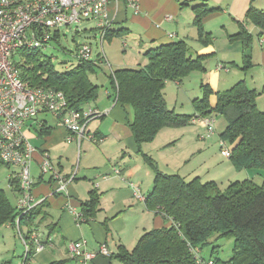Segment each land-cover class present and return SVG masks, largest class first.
Listing matches in <instances>:
<instances>
[{"label":"crops","instance_id":"crops-1","mask_svg":"<svg viewBox=\"0 0 264 264\" xmlns=\"http://www.w3.org/2000/svg\"><path fill=\"white\" fill-rule=\"evenodd\" d=\"M131 1L137 3V9L131 5ZM252 1L257 0H112L107 7L111 25L107 35L102 39V45L105 40L115 37H129L133 40L138 53L143 54V60L139 62L138 67L126 66L119 62L116 64V69L144 67L148 63L147 51L161 44L178 41L186 42L189 50L188 55L191 58L204 57L203 65L206 69L209 59L221 54L222 51L225 52V58L231 57L233 53L242 55L244 59L248 54H252L251 59L259 55V60L256 63L264 65V43H260V37L264 35V30L260 31L258 38V45L260 49L262 48V52L253 49L254 51L249 53L252 45L245 48L242 39L232 38L243 30L252 35L244 22V19L248 18L247 14ZM261 2L264 4V0ZM201 5H205L206 9H211L203 18V38L206 42L200 38L199 30L195 24L198 13L195 7ZM217 20L222 21L220 30L225 32V36L227 34L225 45L221 48L216 43L217 37L214 35L216 30L210 27L211 22ZM228 26L231 27V30L228 29ZM94 29L102 32L97 28V24L91 28V30ZM170 34H174V36L171 37ZM123 44L126 49L127 42L124 41ZM91 61L96 62L99 67L103 66L105 63L104 54L98 53L97 59ZM219 63H222L226 69L229 66L220 60L214 65V72L221 76L222 69H218ZM110 67L112 68V64ZM228 71H226L227 74L231 72ZM185 79L174 82L183 87L186 86ZM225 81L229 83V79L225 78ZM202 86H200L201 90ZM111 87L112 89L106 88L103 93H99L96 104L87 103L84 105L85 109L98 108L106 113L88 123L86 136L81 141H78L77 138L68 141V130L48 112H41L36 118L27 121L24 131L35 148L31 163V173L34 178L32 194L35 202L45 201L46 205L43 210L47 223L42 229L45 248L31 254L27 260L25 251L20 256L21 264H32L34 261H41V264H50L55 261H63V264H84L73 259L69 254L70 242L79 239H86L87 248L98 252L95 259L88 264H125L115 257L120 246L132 250L147 231L171 226L173 223L171 219H165L163 215L158 214L157 209L152 210L147 206L146 199L153 190L155 171L146 156L156 162L158 168L166 174H178L185 179L195 175L194 177H200L203 182L214 180L219 183L220 187H226L232 181L244 179H251L259 184L263 182V175L259 172L250 169L237 170L230 158L222 153L221 155L226 158L219 157L220 153L216 147L208 145L209 141L207 140L214 138L215 134L207 136L205 128L192 120L189 125L183 127L161 129L153 141L143 143L139 148L130 126L134 119V110L130 105H122L118 102L117 91L112 84ZM254 88L258 89L257 86ZM197 98L190 96L192 102ZM216 100V95H213L211 103L214 105ZM186 101L188 102V100ZM257 102L259 108L264 109V96L257 98ZM190 106L188 105V108ZM171 109L179 114H184L175 110V107ZM195 113L196 111L191 115ZM222 118L220 130L216 125L220 140L221 134L228 125L227 120ZM42 129H49V131L44 133ZM175 130L179 132L176 139L169 141L166 136H163L164 140L156 141L162 131L169 134L175 133ZM87 135H94L98 141L91 140ZM90 141L96 143L100 149L91 147ZM177 147L179 150L182 149L180 156H178L179 151L175 152L178 150ZM156 152L160 154L159 157ZM166 152L178 154L171 159ZM45 153H48L52 164L63 176H74L66 190L57 191V183L52 181L51 175L42 173L40 163ZM94 153L100 154L101 162L89 160V157ZM194 160H197L196 163L188 168ZM161 161L165 168H161ZM139 166L143 168L141 173H139ZM13 167L15 170L10 171L8 175L11 189L10 180L13 177H18L19 173V167ZM115 168L119 169V173L114 171ZM150 179H153L152 184L146 183V180ZM145 184L147 188L144 191L142 187ZM135 187L140 190L141 197L136 196ZM93 194H96L99 199L96 213L90 218L86 216L88 218L86 221L77 224L69 212L67 204L69 203L78 211L85 213L84 204L90 200ZM4 226L8 230L13 228L9 224ZM130 226L133 228L130 229ZM31 231L33 230L28 228L26 234L22 233L27 237ZM19 235L21 237V234ZM127 236L129 241L128 238L126 239ZM57 237L59 240L56 241ZM50 239L51 242L48 241ZM102 244L107 246L109 255L99 253ZM49 247L53 248L52 251L48 250ZM5 253L6 251L3 250L0 252V259L8 264L10 262L15 264L17 260L14 261V259L12 262L5 256L7 255ZM212 254L211 250V254L204 257L211 258Z\"/></svg>","mask_w":264,"mask_h":264},{"label":"trees","instance_id":"trees-1","mask_svg":"<svg viewBox=\"0 0 264 264\" xmlns=\"http://www.w3.org/2000/svg\"><path fill=\"white\" fill-rule=\"evenodd\" d=\"M195 9L198 11L195 24L200 38L205 41L203 18L211 9H206L205 5ZM247 16L264 30V10L251 7ZM232 38L242 39L245 48L253 43L252 35L246 30ZM21 51L24 53L23 61L16 62L14 56V62L26 86L62 90L69 106L75 109H83L84 105L98 99L99 85L91 78L98 72L96 62L80 59L75 67L60 72L51 58L40 50ZM188 51L184 41L165 43L147 51L148 63L144 67L111 68L110 83L117 91L118 102L130 105L134 110L130 126L138 147L153 141L165 127L189 125L196 115L222 116L228 125L221 139L230 145V159L234 166L237 170L259 172L263 175V182L236 180L222 190L214 180L203 182L198 176L186 180L178 174H166L145 155L155 171L153 190L146 199L147 206L157 209L158 214L173 223L169 227L147 231L132 250L120 246L115 257L125 264H201L199 259H214L220 264H264V111L257 104L260 92L250 88L245 80L223 91H214L203 85V98L193 100L194 115L175 112L167 105L166 83L181 81L193 70L204 68V57L192 59ZM245 62V68L253 65L250 54L246 55ZM213 95L217 97L214 105L211 103ZM42 130L44 133L49 131ZM4 164L0 157V167ZM10 184L19 196V178L13 177ZM98 204V196L93 194L84 204V214L88 218L93 216ZM45 205L42 201L21 216V232L23 224L30 227L39 216L44 218ZM19 214L17 205L14 206L6 191L0 189V228L6 224L18 227L16 220ZM222 238L234 240L228 260L213 256L219 245L212 248L211 258L201 255L203 246ZM30 245L32 247V243ZM31 247L26 260L34 253ZM63 263L55 261L50 264Z\"/></svg>","mask_w":264,"mask_h":264},{"label":"built area","instance_id":"built-area-1","mask_svg":"<svg viewBox=\"0 0 264 264\" xmlns=\"http://www.w3.org/2000/svg\"><path fill=\"white\" fill-rule=\"evenodd\" d=\"M112 0H0V157L10 166L19 167L18 177L21 192L17 199L18 229L26 246V257L32 243L34 253L45 248V242L35 231L25 236L20 230V218L35 205L32 189L34 178L31 173L32 154L34 147L25 134L24 127L28 120L36 118L41 112H48L59 120L69 132L68 141L75 138L81 141L86 136L88 123L103 116L106 112L98 108L75 109L69 106L65 93L53 87L26 86L20 76V69L14 62L15 53L19 50H40L47 48L57 40L62 27L72 29L74 24L84 20H95L97 28L102 30V39L110 28L107 7ZM136 9L137 3L131 1ZM174 36V34H170ZM264 43V35L260 37ZM92 48L85 43L78 48L76 56L85 61L91 60ZM222 63L218 69H223ZM200 123L207 135L216 131V118L213 115L192 118ZM93 141H98L94 135H87ZM221 153L230 158L231 150L227 142L220 140ZM43 174H50L52 181L57 183V191L66 190L72 177L63 176L52 164L48 153L43 155L40 163ZM119 173V169H114ZM107 177V175H106ZM135 194L141 197L140 190L135 187ZM69 212L77 224L87 220L86 215L76 207L67 204ZM31 240V241H30ZM51 242V239L48 240ZM69 254L73 259L88 264L98 255V252L87 248V240L79 239L69 244ZM99 253L109 255L105 244ZM201 264H220L214 259L202 260Z\"/></svg>","mask_w":264,"mask_h":264},{"label":"rangeland","instance_id":"rangeland-1","mask_svg":"<svg viewBox=\"0 0 264 264\" xmlns=\"http://www.w3.org/2000/svg\"><path fill=\"white\" fill-rule=\"evenodd\" d=\"M251 7H255L258 10H264V4L261 2V0L252 1ZM245 25L249 28L250 32L252 33V48L249 49V53L254 50H259L262 52V48L260 49L258 45V38L260 31L262 30L259 28L255 22L250 18L244 19ZM96 21L95 20H84L79 24H74L72 29L62 27L60 29V35L57 40H54L51 45L47 48H42L40 51L51 58L52 64L55 66L56 70L63 72L70 70L71 68L75 67L79 62L80 59L76 57V53L78 51V48L87 43L92 48V59L96 60L98 57V53L104 54L105 57V63L103 66H100L98 68L97 75L92 74L91 78L92 80L99 85V92L103 93L106 88L111 87L110 83V73H111V67L110 64H112V68L115 70L117 68L116 64H119V62H122L123 65H128L132 67H138L139 62H142L143 60V54H139L137 49L135 48V44L133 40H131L129 37H115L111 40H105L104 45H102V32L98 30H91L92 27H95ZM222 26V21L217 20L215 22H211L210 27H213L215 31L214 35L217 37V45L221 48V46L225 45L224 41H226L227 34L225 36V32L221 31L220 28ZM231 27L228 26V29ZM124 41L127 42L128 47H124ZM135 48V49H134ZM253 50V51H254ZM224 51L221 52V54L216 55L215 57L209 59V64L207 66V69L204 66L203 69H195L193 70L184 81H186V86L180 87L177 84H175L174 81H168L165 85L164 92L165 97L167 101V105L169 108L175 107L178 112H183L184 114L191 115L193 114L196 109L194 107V104L192 100H190V96H193V98H203L205 94L204 87L201 85H208L213 90L217 91H223L235 84L238 80H245L247 85L250 88H254L257 86V90L260 92L257 98L260 96H264V65L262 63L257 64V60H259V55L252 58L253 65L251 67L245 68L246 62L242 55H236V53H233L231 57L225 58L224 57ZM255 53V52H254ZM23 51L19 50L15 53V61L21 62L23 61ZM223 55V56H222ZM252 55V54H251ZM194 59L196 57H193ZM192 58V59H193ZM221 61L223 63H227L229 67L223 68L220 74H216L214 72V65ZM237 63V64H236ZM231 71L229 74H227L226 71ZM228 71V72H229ZM261 71V72H260ZM257 72V73H256ZM255 73V74H253ZM252 74L254 75L252 77ZM226 79H229V83H226ZM233 80V81H232ZM253 80V81H252ZM195 88V89H194ZM188 100V102L186 101ZM98 102V99L93 100L91 103L96 104ZM187 102V104H186ZM258 104V102H257ZM188 105H191L188 108ZM259 107V105H258ZM264 111V109H261ZM216 125L219 127L221 126V121H223L222 116L216 117ZM175 128V127H173ZM173 130V129H172ZM168 131V130H163ZM161 132V134L157 138V142H161L164 140L162 138L163 136L167 137V140H174L179 136L178 130H175V133H169L165 134L164 132ZM173 132V131H172ZM215 136L214 138L207 139L208 145H214L218 152L220 153L219 157H222V159H225L224 156L221 155V149H220V142H219V133L217 131L214 132ZM212 134V135H214ZM173 136V137H172ZM208 136V135H207ZM211 136V134L209 135ZM172 138V139H170ZM162 139V140H161ZM90 146L94 149H100L99 146L90 141ZM156 143V142H155ZM227 147H230V145L227 143ZM179 151V155H182V149L179 150V147H177ZM184 149V148H183ZM170 151H172L170 149ZM181 151V152H180ZM184 152V151H183ZM167 155L169 152H166ZM165 153V154H166ZM181 153V154H180ZM157 156L159 157L160 154L157 153ZM178 154V153H177ZM176 154V155H177ZM100 154L94 153L91 157H89V160L95 161V162H101ZM171 159L176 156L174 152H171L170 154ZM228 159V158H227ZM197 161V160H196ZM196 161H192L191 164L188 166V168L192 167ZM189 162V161H188ZM161 168H165L163 165V161L160 163ZM141 165V164H140ZM143 165V164H142ZM76 167V166H75ZM139 173L143 170L141 166H139ZM17 169V168H16ZM15 170V167L4 164L0 167V189H3L6 191L11 203L16 206L17 205V199L18 195L16 192H14L10 186H9V173L10 171ZM195 175L192 177L187 178L186 180H191L194 178ZM153 179H150L149 181L146 180V183L152 184ZM96 182V181H95ZM147 185L143 186V190H146ZM226 187L221 186V189L224 190ZM134 217V216H132ZM131 222L133 223V219L131 218ZM46 219H41V216L36 218L30 227H28L26 224H23L22 230L26 234L28 228L35 231L39 234V236L44 237L43 234V226H46ZM119 225V224H118ZM120 226V225H119ZM126 228V227H125ZM133 227L130 226V229ZM18 227H13L12 229L8 230L5 226H2L0 228V252L6 251L5 256H7L9 259L16 261L15 264L19 263L21 264V257L25 251L26 246L22 240V238L19 235ZM43 235V236H42ZM52 237V236H51ZM128 236L126 237V239ZM52 239H54L52 237ZM59 240V237H57L56 241ZM129 241V238H128ZM234 240L231 238H222L218 240H214L212 243L207 244L202 247L201 255L208 257L211 254V250L214 246L220 245L221 248L218 252L214 253V257L222 258L223 260H226V258H229L232 255V248H233ZM53 248L49 247L48 250L52 251ZM5 259V258H4ZM34 260V259H33ZM72 263V262H71ZM0 264H8L4 260L0 259ZM11 264V262L9 263ZM32 264H41V261H34ZM68 264V263H67Z\"/></svg>","mask_w":264,"mask_h":264}]
</instances>
